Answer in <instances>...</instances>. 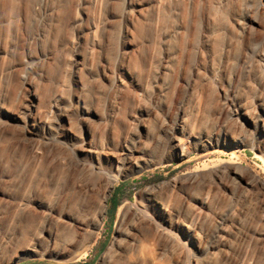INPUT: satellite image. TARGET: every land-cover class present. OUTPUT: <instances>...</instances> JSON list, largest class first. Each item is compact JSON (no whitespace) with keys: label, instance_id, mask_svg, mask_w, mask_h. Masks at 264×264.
I'll return each mask as SVG.
<instances>
[{"label":"rangeland","instance_id":"1","mask_svg":"<svg viewBox=\"0 0 264 264\" xmlns=\"http://www.w3.org/2000/svg\"><path fill=\"white\" fill-rule=\"evenodd\" d=\"M259 122L264 0H0V264H102L120 232L123 248L145 242L155 264H264ZM189 124V155L174 159ZM220 131L241 143L200 151ZM84 141L96 154L81 176ZM119 145L142 153L139 172L110 170ZM59 154L65 168L51 176ZM146 190L167 205L163 228L140 210ZM125 203L136 207L118 229Z\"/></svg>","mask_w":264,"mask_h":264},{"label":"bare ground","instance_id":"2","mask_svg":"<svg viewBox=\"0 0 264 264\" xmlns=\"http://www.w3.org/2000/svg\"><path fill=\"white\" fill-rule=\"evenodd\" d=\"M244 32H246V28H243ZM195 37V36H194ZM191 43V42H190ZM192 49H196V43L192 42ZM194 45V46H193ZM123 111V113H125L124 115L126 116L127 113L130 112V104H125L123 106V109H121ZM36 126L37 128H41L42 122H41V118H37L35 120ZM192 125H188L186 126V128H184V126L179 125V131L181 133V137H179V139L177 138H173V140L175 141L174 145H173V150L175 151L173 154L174 159H181L182 157H187V155H189L187 153V146L190 144V140L192 137V129H191ZM256 129L257 131H259L261 134H264V122H262V124L259 122L258 126L256 125ZM225 136V138H224ZM224 138V140H223ZM232 139V141H231ZM230 141L229 145H227V142ZM240 144L241 142L237 143V140L235 138H229V135L226 133L223 135V133L220 132H216L214 134L211 135V137H209L208 139H206L205 141H200L199 147H200V151H204L205 153L209 152L210 150L216 149V148H227V149H231L233 147H235V145L233 144ZM234 145V146H233ZM76 147V146H75ZM79 147V151H81L82 153H84L85 155V159H83L80 163L82 165V172H81V176L84 175L83 173H85V169L89 166V161L87 159H95V149H94V144L92 142L89 143V141H84L82 144L78 145ZM211 153V152H210ZM213 153V152H212ZM215 153V152H214ZM140 156L136 155V150L135 148L132 147H127V146H123V145H119L118 146V151L113 152V154H111L108 159H109V168L110 170H114L118 173V176H125L128 175V173L136 171L139 172L141 167L140 164V157L142 155V153H139ZM137 156L139 158H137ZM66 157L63 154H59L55 157V159L53 160L52 165H50L49 168V173H51V176H55L56 171L57 172H62L63 169L65 168V164H66ZM190 162V161H189ZM185 163V162H184ZM183 163V164H184ZM102 164H99L95 166L94 169H96L97 171H100V166ZM182 165V164H181ZM149 166H153L152 163L149 164ZM93 167V166H92ZM116 182V177L114 176V178H112V180L108 183V185L106 186L104 192H102L101 198L98 201L94 212H93V216L90 222V228L93 231V234H96L103 226L104 224V219L106 216V203L108 201V197L110 195V192L113 190V186ZM175 185V182H174ZM173 184H170L169 186L174 187ZM88 184L86 180H81V182H79L78 187L82 188L85 193L87 194V192L90 190L87 188ZM163 186H161L159 189H161ZM83 191V192H84ZM146 191H151L146 193V205L145 206H140V210L143 213H148V212H152L153 213V217L155 218V220L158 223V228H163V224L164 223H169L168 221V210H167V205L165 203V201H163V199L158 198L154 195L153 190H146ZM82 195V193H81ZM80 195V196H81ZM84 195H82L81 198H83ZM85 199V198H84ZM128 203H125L121 206H119L118 209V214L117 217L119 218V224H118V229L122 228V225L125 223L128 215L131 213V211L133 209H135V205L131 204L129 206ZM137 213V212H136ZM65 220H67L69 222L70 225H72L74 223V221L65 216ZM156 224V223H155ZM176 228L178 230H180L183 234H186L188 236H191V232H192V228L191 226H185L183 225L180 221L176 223ZM57 235L53 236L51 238L52 240V244L55 245L56 241H57ZM122 236H123V232L118 235V238L114 241V243L111 245V247L109 248L108 252L104 254V256L102 257V264H112V261L110 259V254L112 251H118L119 254L122 255V257H124V259H126L129 262H135L136 264H144V263H148V264H155L154 259H153V253L152 251L149 249V246L147 244H145V242H141L138 240H134L133 242H131V244L126 247L123 248L122 244H121V240H122ZM15 262V261H14ZM11 262V263H14ZM6 264H10V263H6Z\"/></svg>","mask_w":264,"mask_h":264},{"label":"trees","instance_id":"3","mask_svg":"<svg viewBox=\"0 0 264 264\" xmlns=\"http://www.w3.org/2000/svg\"><path fill=\"white\" fill-rule=\"evenodd\" d=\"M118 207H119V205L117 206V208H116L115 212L117 211Z\"/></svg>","mask_w":264,"mask_h":264}]
</instances>
